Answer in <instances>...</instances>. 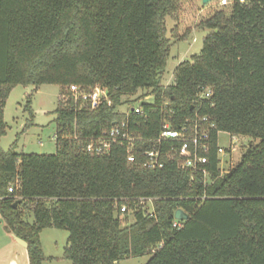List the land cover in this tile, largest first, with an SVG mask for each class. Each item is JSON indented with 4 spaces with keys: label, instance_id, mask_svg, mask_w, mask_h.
<instances>
[{
    "label": "trees",
    "instance_id": "1",
    "mask_svg": "<svg viewBox=\"0 0 264 264\" xmlns=\"http://www.w3.org/2000/svg\"><path fill=\"white\" fill-rule=\"evenodd\" d=\"M181 1L0 0V138L15 87L61 88L54 155L0 147V213L8 232L28 244L29 264L47 260L40 234L51 228L69 233L63 259L72 264L145 256L147 264H264V0H232L229 12H214L202 24L210 33L201 53L178 64L174 84L164 86L172 48L167 19ZM73 85L101 87L111 105L93 110L89 101L75 102ZM208 90L211 97L200 98ZM140 91L154 102L130 119L141 139L136 161L121 145L107 155L87 153V139L126 121L122 99ZM30 104L29 96L33 118ZM197 117L214 125L212 186L182 170L175 155L162 169L144 167L142 153L153 148L165 120L179 130ZM221 133L252 141L222 177ZM179 209L189 220L176 228Z\"/></svg>",
    "mask_w": 264,
    "mask_h": 264
},
{
    "label": "rangeland",
    "instance_id": "2",
    "mask_svg": "<svg viewBox=\"0 0 264 264\" xmlns=\"http://www.w3.org/2000/svg\"><path fill=\"white\" fill-rule=\"evenodd\" d=\"M223 0H211L204 4L203 0H182L175 14L167 19L168 37L172 48L169 58V68L165 73L162 84L173 85L175 82L174 69L184 61L199 55L204 46V40L210 31L202 26L203 22L214 12L223 9ZM232 3V0H229ZM231 5V4H229ZM229 6L226 11L229 12ZM186 38V39H185ZM185 39V40H183ZM183 40V41H182ZM171 67V69H170ZM61 88L56 85H43L38 90L33 86L15 87L6 103L4 110L5 134L0 138V147L3 151L15 148L17 154L54 155L56 153V124L55 111L58 108ZM137 96L123 98L119 111H125L127 106H141L153 104L152 96L145 99ZM31 97L30 108L33 118L26 111L28 98ZM250 139L242 138L238 146L240 150L233 156L228 165L234 167L240 160V154ZM230 137L227 133L219 135V145L224 149L229 147ZM256 142L255 144H257ZM224 162L229 158L222 157ZM227 164V163H225ZM222 169L229 166L222 165ZM148 207L151 204L147 202ZM131 222L132 220L128 218ZM24 220L33 223L31 211H25ZM69 233L58 229H46L40 234V241L47 260L44 264H72L63 259L68 244ZM151 256L121 261L119 264H147ZM0 264H29V253L26 247L18 244L13 234L8 232L5 220L0 213Z\"/></svg>",
    "mask_w": 264,
    "mask_h": 264
},
{
    "label": "built area",
    "instance_id": "3",
    "mask_svg": "<svg viewBox=\"0 0 264 264\" xmlns=\"http://www.w3.org/2000/svg\"><path fill=\"white\" fill-rule=\"evenodd\" d=\"M231 4L229 0H223L221 6L225 7ZM69 94L73 97L75 102L77 101H89L91 108L94 110L105 102L111 105L107 91L101 87H95L91 91H85L84 89L73 85L68 89ZM211 97V91L208 90L202 93L200 98L209 99ZM149 98V97H148ZM66 102L67 97H62ZM126 117V121L117 123L109 132H105L100 136H94L87 139L85 150L89 154L96 156H102L110 154L113 148L117 145L125 146L128 150V161L134 163L136 161L135 151L136 145L141 141L131 131L130 119L131 117L142 116L144 114L142 106H132L126 108L125 111H120ZM208 120L206 118H196L193 121H187L184 126L176 130L173 128L172 123L169 120H165L162 130L158 138L154 141V146L150 150H146L142 153L145 158L144 167L147 169H162L165 166L164 159H170L172 155L178 156L179 164L182 170H188L193 175H200L202 178V185L204 188L212 186L216 179L213 178L208 166L210 164L209 154L211 152L210 146V130L214 128V125H207ZM218 134V167L217 171L220 172V177L227 174L232 166L228 165L232 161L233 156L240 150L239 144L242 137L231 136L229 147L224 149L219 145ZM74 138H77L76 132ZM56 140V136H55ZM169 148L164 150L165 146ZM247 147V146H246ZM222 157L229 158V161L224 162ZM227 163V164H225ZM229 166L228 169H222V165ZM9 193H13V188L9 189ZM204 196L202 200H206ZM152 203V200L148 201ZM122 212H126V207L121 209ZM183 222L175 220L174 227L181 228Z\"/></svg>",
    "mask_w": 264,
    "mask_h": 264
},
{
    "label": "water",
    "instance_id": "4",
    "mask_svg": "<svg viewBox=\"0 0 264 264\" xmlns=\"http://www.w3.org/2000/svg\"><path fill=\"white\" fill-rule=\"evenodd\" d=\"M210 1L211 0H203L204 4H208ZM170 69H171V67H170ZM19 204H20V201L16 203L14 208L16 209ZM174 218H175V220L180 221V222H187L189 220V215L184 210L179 209V210L176 211ZM13 238L15 239V241L18 244H20V245H22L23 247H26V248L28 247V244L25 241H23L22 239L14 236V235H13Z\"/></svg>",
    "mask_w": 264,
    "mask_h": 264
}]
</instances>
